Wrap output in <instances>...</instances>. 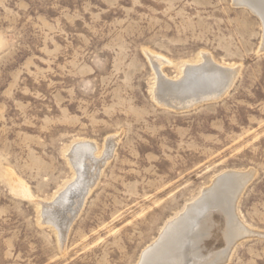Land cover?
Instances as JSON below:
<instances>
[{"label": "rangeland", "instance_id": "1", "mask_svg": "<svg viewBox=\"0 0 264 264\" xmlns=\"http://www.w3.org/2000/svg\"><path fill=\"white\" fill-rule=\"evenodd\" d=\"M204 55L239 68L228 94L182 111L161 104L152 56L175 81ZM81 143L105 162L94 165L97 181L85 185L60 238L56 224L73 195L51 209L55 221L45 210L76 183L71 153ZM251 170L235 212L257 235L244 234L221 264H264V21L249 7L0 0V264H141L216 179ZM211 211L198 230L220 236L227 216Z\"/></svg>", "mask_w": 264, "mask_h": 264}, {"label": "bare ground", "instance_id": "2", "mask_svg": "<svg viewBox=\"0 0 264 264\" xmlns=\"http://www.w3.org/2000/svg\"><path fill=\"white\" fill-rule=\"evenodd\" d=\"M237 2L249 7L252 11L261 16L264 21V9L262 8L264 0H237ZM152 57L155 59V62L159 63L155 64L158 66L157 71L159 74V79L155 88L157 99L161 104L171 108H177L175 105H184L183 107H178L179 109H176L178 111L188 110L190 108L193 109L194 106L200 105L208 100H220L225 97L233 87V83L239 71V68H224L214 62L209 55H204V61L201 64H187L184 69H182L181 78L172 81L168 80L160 72L159 66L163 64V60L157 56ZM110 143L113 144L114 140L111 139ZM94 149L95 146L91 143H81L74 146L71 159L78 169V179L76 183L70 187L65 196L59 199L58 205L52 203L51 206L45 210L47 214L45 220L55 221L51 214V209L55 206H64L73 195L71 206L61 214L64 219L61 221L58 220L59 223L56 224L60 238H65L67 235L66 230L71 226L68 227L67 224L70 216L75 218L78 215L81 204L78 209V206L75 207V202L77 198L82 195L85 185L92 187L97 181L99 170L95 172L94 165H103L105 162L104 159L98 160L94 158ZM110 149L112 150L111 147ZM111 150L106 158L110 156ZM88 160L89 164H87ZM98 167L99 169L101 168V166ZM254 174L252 170L240 175L227 172L216 179L213 186L206 190L208 192H205L200 200L188 206L183 215L171 221L160 235V238L144 251L141 264H189L192 261L191 264H221L224 262L232 246L239 240L246 238L244 234L257 235L255 231L253 232L245 224L243 225L237 217L235 212L237 198L234 199L235 195L238 197L240 192L244 189V186H247L251 182L250 180L253 179ZM223 187L228 189V191H233L226 193ZM221 194L223 197L226 194L233 195V203L231 204V201L230 205L222 204L218 199ZM216 195L217 197L213 199ZM45 207H47V205H45L44 208ZM59 209L60 208L57 210ZM211 209H216L219 212L222 210L227 216L225 223L222 222L223 227L219 229L221 231L219 232L221 234L220 236L215 235L212 231L210 232L207 228L205 230L204 228L198 230V226L204 227L207 220L206 218L211 216L209 213ZM55 213L58 212L55 211ZM212 234L213 238L217 237L213 239ZM238 235L239 237L237 238ZM209 238L213 239V243ZM223 242L226 244L224 245ZM219 244L223 245L216 247ZM205 251L207 252L205 253ZM190 257L193 259L191 260Z\"/></svg>", "mask_w": 264, "mask_h": 264}, {"label": "water", "instance_id": "3", "mask_svg": "<svg viewBox=\"0 0 264 264\" xmlns=\"http://www.w3.org/2000/svg\"><path fill=\"white\" fill-rule=\"evenodd\" d=\"M216 100H218V99H215V100H214V99H212V100H208V101H206V102H210V101H216Z\"/></svg>", "mask_w": 264, "mask_h": 264}]
</instances>
